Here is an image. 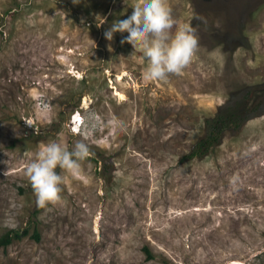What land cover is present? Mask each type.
I'll return each instance as SVG.
<instances>
[{
  "label": "rangeland",
  "instance_id": "1",
  "mask_svg": "<svg viewBox=\"0 0 264 264\" xmlns=\"http://www.w3.org/2000/svg\"><path fill=\"white\" fill-rule=\"evenodd\" d=\"M133 2L0 0V236L30 230L0 264H264V0H166L198 44L163 81L126 29L104 37ZM235 110L240 127L190 158ZM78 141L89 156L38 208L26 168Z\"/></svg>",
  "mask_w": 264,
  "mask_h": 264
},
{
  "label": "clouds",
  "instance_id": "2",
  "mask_svg": "<svg viewBox=\"0 0 264 264\" xmlns=\"http://www.w3.org/2000/svg\"><path fill=\"white\" fill-rule=\"evenodd\" d=\"M106 19L97 16L96 26L101 27ZM174 26L176 31L173 34ZM118 28L126 29L121 32L120 39L127 38L135 49L142 52L147 60L146 76L152 80L163 81L169 74H179L191 63L198 44L190 25H177L166 0H134L130 10L118 15L104 32L105 39L111 41ZM85 122L90 123V131L95 130L97 120L94 115L85 117ZM82 124L83 121L74 130L80 132ZM88 156L89 146L82 141H78L71 151L58 142L48 143L37 151L25 175L38 208L45 209L61 199L62 176L56 169L76 173Z\"/></svg>",
  "mask_w": 264,
  "mask_h": 264
},
{
  "label": "trees",
  "instance_id": "3",
  "mask_svg": "<svg viewBox=\"0 0 264 264\" xmlns=\"http://www.w3.org/2000/svg\"><path fill=\"white\" fill-rule=\"evenodd\" d=\"M237 111H231L228 115L223 113L217 115L213 119L209 120L207 133L194 145L193 150L190 152L189 156H202L208 154L215 146L221 143L223 132L229 129L230 125L235 127H240V123L244 120L242 117L238 120L236 119ZM233 124V125H232ZM29 228L27 229H15L10 230L6 234L0 236V247H8L16 239H20L24 235L29 234ZM35 238L40 240L41 235L38 230L34 233Z\"/></svg>",
  "mask_w": 264,
  "mask_h": 264
},
{
  "label": "bare ground",
  "instance_id": "4",
  "mask_svg": "<svg viewBox=\"0 0 264 264\" xmlns=\"http://www.w3.org/2000/svg\"><path fill=\"white\" fill-rule=\"evenodd\" d=\"M123 75H124V74H123ZM80 118H81V121H80L79 124L81 125V122H82L83 120H82V116H80L79 113H78V114H77V120H78L77 122H79ZM73 123H74V122H73ZM77 124H78V123H77ZM79 124H78V125H79Z\"/></svg>",
  "mask_w": 264,
  "mask_h": 264
}]
</instances>
